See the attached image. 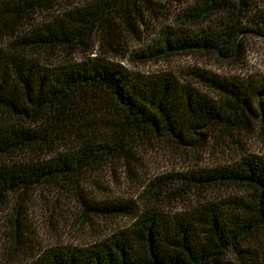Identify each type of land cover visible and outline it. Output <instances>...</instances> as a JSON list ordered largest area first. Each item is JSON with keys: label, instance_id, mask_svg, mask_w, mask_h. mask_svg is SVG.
<instances>
[{"label": "trees", "instance_id": "trees-1", "mask_svg": "<svg viewBox=\"0 0 264 264\" xmlns=\"http://www.w3.org/2000/svg\"><path fill=\"white\" fill-rule=\"evenodd\" d=\"M57 1L0 0V211L12 194L36 185L84 178L109 161L129 163L130 151L150 140L197 149L207 138L219 145L251 136L258 123L264 134V80L201 69L132 74L108 59L71 58L91 53L99 36L97 46L125 59L128 34L137 40L154 34L135 53L141 63L199 54L239 66L244 37L264 26L259 0H192L169 26L158 0H70L55 17ZM56 55L63 58L56 67L38 59ZM149 186L151 203L131 227L83 249L32 254L18 204L10 220L15 255H31L28 264H231L228 257L264 264V155L241 153L231 163L159 176ZM231 186L244 197L203 199L172 215L160 207L165 194ZM97 210L129 214L119 204Z\"/></svg>", "mask_w": 264, "mask_h": 264}, {"label": "rangeland", "instance_id": "rangeland-1", "mask_svg": "<svg viewBox=\"0 0 264 264\" xmlns=\"http://www.w3.org/2000/svg\"><path fill=\"white\" fill-rule=\"evenodd\" d=\"M191 1L176 0L167 4L158 0L163 25L169 26L171 19ZM259 1L260 5H264V0ZM69 2L70 0H58L56 7L51 11L52 16L58 17L65 11L64 8H70L67 7ZM253 27L260 33H250L244 37L246 51L244 62L239 66H228L212 56L199 54L141 63L134 57L135 53L145 50L146 43L154 34H144L145 37L140 40L128 34L125 59L105 53L103 48L97 46L100 45L99 36H95L96 39L91 43L93 49L91 53L78 52L71 58L73 62L95 57L108 59L120 64L132 74L150 75L170 72L179 75L189 69H201L217 75L248 77L263 81L264 26ZM38 59L48 68V65L56 67L63 58L56 55L50 59L44 60L42 57ZM206 140L208 142L205 146L197 149L179 148L163 139L150 140L130 151V157L126 158L129 163L123 160L105 162L89 169L84 178L59 179L36 185L21 197L12 194L8 197L6 207L0 211V264H28L31 257L28 254L16 256L18 250L10 241V220L18 204L20 205H18L17 217L26 227L23 233L26 239L30 240L32 254L36 252L35 249L44 250L51 247L83 249L131 227L133 217L151 203L147 199L149 185L157 177L174 173L187 174L199 169L228 164L236 160L241 153L264 155V134L259 123L251 136L236 140L224 139L219 145H216L214 139ZM224 144L228 148H225ZM178 185L173 186L169 192H175ZM169 195L170 197L164 195L160 207L161 210L172 215L190 209L203 199L220 200L227 197H244L245 194L242 189L231 186L211 188L202 192H186L182 197H178L175 193ZM172 197L176 198L172 199ZM116 204L128 207L127 217L114 216L97 210ZM227 260L231 264H237L233 257H228Z\"/></svg>", "mask_w": 264, "mask_h": 264}]
</instances>
